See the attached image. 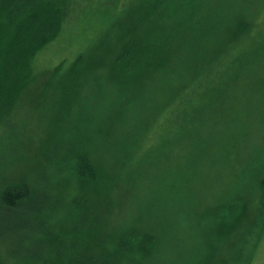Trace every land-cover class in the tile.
<instances>
[{
    "label": "trees",
    "instance_id": "obj_1",
    "mask_svg": "<svg viewBox=\"0 0 264 264\" xmlns=\"http://www.w3.org/2000/svg\"><path fill=\"white\" fill-rule=\"evenodd\" d=\"M77 1L0 0V119L20 85L19 67L29 77L32 56L70 20ZM253 1L112 0L113 28L108 23L98 31L60 75V104L57 100L48 116L51 130L39 144L54 176L63 164L60 169L54 162L59 156L52 155L74 158L85 176L78 180V203L49 208L51 196L40 188L49 177L42 173L22 171L0 182V227L27 231L33 218L44 219L45 210L58 234L35 228L49 237L48 249L39 254L38 244L27 246L23 264H249L256 215L241 210L235 189L217 194L210 205L203 191L206 210L200 219L194 213L193 226L190 206L198 190L206 191L205 172L191 174V158L180 149L188 151L192 130L204 126L210 134L218 118L225 121L220 111L227 107L226 96L243 121L248 94L239 95L236 83L259 81L256 91L264 90V28H253ZM84 58L104 72L92 81L82 77ZM152 128L157 134L151 142ZM93 140L107 141L109 172L91 160L98 149L91 148ZM262 153L255 182L260 191ZM146 184L151 188L142 195Z\"/></svg>",
    "mask_w": 264,
    "mask_h": 264
},
{
    "label": "rangeland",
    "instance_id": "obj_2",
    "mask_svg": "<svg viewBox=\"0 0 264 264\" xmlns=\"http://www.w3.org/2000/svg\"><path fill=\"white\" fill-rule=\"evenodd\" d=\"M113 6L112 0H78L73 6L70 20L62 25L51 41L41 46L32 56L29 77H27V68L19 67L20 80L18 83L20 85L14 90L11 102L4 105L6 107L2 109L0 182L4 183L6 182L5 177L19 175L22 171L27 172V170L48 176L49 178L40 184V188L51 196H49L51 203L48 207L51 209L53 207V210L63 209L62 206L69 203H73V205L78 203L76 197L81 189H78V180L85 176L79 174L81 172L77 166H74V158L68 156L64 159L62 153L54 154V156L51 154L53 159L59 156V159L54 162L59 164L60 169L63 164L62 171L54 176L52 164L48 163L44 155L40 153L39 144L44 137L47 138L48 132L51 130L48 116L51 115L57 100L56 106L60 104V100L57 98L59 84H61L60 75L66 72L67 67L76 57L91 46L98 31L107 27L108 23L113 28L115 20L113 16L116 12V8ZM251 6L249 16L255 18L257 22L253 28L262 30L264 28V2L255 0ZM253 9L255 12H252ZM110 27L106 30L109 31ZM11 58L17 59V56L12 54ZM85 59L81 76L89 75L88 79L92 81L90 79L93 78L92 76L99 75L104 71L100 67H91L90 60ZM51 70L53 71L51 72ZM58 70H63V72H58ZM67 82L64 81L66 84ZM244 82L247 83L246 88ZM258 83L259 81L249 83L243 81L236 83L233 87L234 89L238 87L239 95L248 94L246 97L248 110L243 115L242 122L237 113L233 112L234 110L231 111L228 102L229 96H226L227 107L220 111V114L225 115V121L221 123L223 117L218 118L214 131L210 134L205 131L204 126L192 130L189 145L186 146L188 151L180 149V154L185 155L187 159L191 158L189 162L191 174L198 176L205 172L206 184L204 188L206 191L198 190L200 198L198 197V201L190 206L193 226L197 224V219H200L206 210L204 203L206 205L214 203L215 196L225 189H235L242 199L240 200L242 202L241 210L256 215L259 228L252 240L254 248L249 264H264V190L260 191L258 189L260 185H255V182L257 183L261 177L258 167V164L263 163V160L260 159L261 150L264 154V90L256 91L255 86ZM103 87L107 89L105 85ZM96 90L98 92L105 91L101 86H97ZM165 105L167 106L168 102H165ZM163 117V113L158 115V121ZM156 134L157 128H152L151 142L154 141ZM96 140H98L97 137ZM92 142L94 144L91 148L98 149L94 152L90 151L91 160L93 163L97 160L100 168L109 172L112 156L109 145L106 144L107 141L103 140L101 144L95 140ZM40 150L43 152V148ZM229 151L240 154V156L234 155L233 157L232 155L228 158ZM256 151L260 152L259 155H254ZM226 164H228L229 170L226 168ZM36 166H41V169H35ZM194 169L198 170V173H193ZM150 188V184L144 185L141 194L146 195ZM139 189L138 186L137 190ZM203 191L205 192L204 203L201 194ZM86 193L88 194V192ZM256 195H259L260 198H257ZM88 197L90 198V195ZM131 205L137 204L133 201ZM195 212L197 219L194 217ZM42 214L44 219L33 218L36 223L29 222L30 227H27V231H7L5 227H0V264H21L23 258L27 256V246L33 244H38L39 254L45 253L50 239L40 236L35 228L40 226L41 231H46L45 229L48 228L52 236H58V234L56 235L50 227L52 222L48 219L49 216L47 217L45 210H42ZM199 222L200 227L203 228V220ZM202 230L196 232L198 238L202 236ZM194 243L190 242V248Z\"/></svg>",
    "mask_w": 264,
    "mask_h": 264
}]
</instances>
